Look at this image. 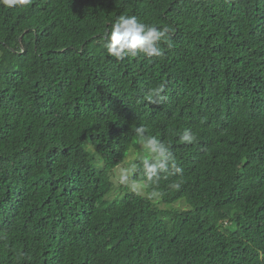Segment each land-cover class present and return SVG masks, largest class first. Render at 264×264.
Segmentation results:
<instances>
[{
  "label": "trees",
  "instance_id": "trees-1",
  "mask_svg": "<svg viewBox=\"0 0 264 264\" xmlns=\"http://www.w3.org/2000/svg\"><path fill=\"white\" fill-rule=\"evenodd\" d=\"M122 15L164 56L109 57ZM0 264H264V0H0Z\"/></svg>",
  "mask_w": 264,
  "mask_h": 264
},
{
  "label": "clouds",
  "instance_id": "clouds-1",
  "mask_svg": "<svg viewBox=\"0 0 264 264\" xmlns=\"http://www.w3.org/2000/svg\"><path fill=\"white\" fill-rule=\"evenodd\" d=\"M171 31V26L167 24L157 27L138 21L136 16L122 15L104 32L103 47L108 56L116 61L138 55H143L145 58H160L164 56V50L160 44L165 42L170 45ZM163 92L164 88L161 86L150 92L147 99L152 103L160 104L166 99L161 95ZM135 132L150 157L143 160V169L149 181H158L160 174L167 173L170 167L180 172V169L175 166V157L168 146L156 136L146 135L147 129L144 126L137 127ZM180 140L191 144L195 141V136L190 130H185Z\"/></svg>",
  "mask_w": 264,
  "mask_h": 264
},
{
  "label": "rangeland",
  "instance_id": "rangeland-1",
  "mask_svg": "<svg viewBox=\"0 0 264 264\" xmlns=\"http://www.w3.org/2000/svg\"><path fill=\"white\" fill-rule=\"evenodd\" d=\"M133 155L135 156L136 154H133ZM130 158H131V157H130ZM130 158H128V159H130ZM126 172H127V171H123V174H125ZM114 173H115L116 176H120V175H121V171L119 170V167H117V168L114 170ZM126 179H128L127 176H126ZM125 182H126V184H129L128 180H126ZM131 189H132L133 191H135V192H139V191H141V188H140L139 186L131 185ZM176 206H182V208H185V205H184V204L180 205V203H177ZM164 208H165V206H164Z\"/></svg>",
  "mask_w": 264,
  "mask_h": 264
}]
</instances>
